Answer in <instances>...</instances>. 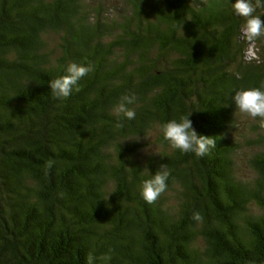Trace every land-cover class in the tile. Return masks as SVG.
<instances>
[{"label": "trees", "instance_id": "1", "mask_svg": "<svg viewBox=\"0 0 264 264\" xmlns=\"http://www.w3.org/2000/svg\"><path fill=\"white\" fill-rule=\"evenodd\" d=\"M106 1L0 0V264H264V124L232 102L264 86V36L234 0ZM71 62L93 70L57 98ZM126 94L132 120L113 113ZM190 113L216 139L203 157L159 131Z\"/></svg>", "mask_w": 264, "mask_h": 264}, {"label": "clouds", "instance_id": "2", "mask_svg": "<svg viewBox=\"0 0 264 264\" xmlns=\"http://www.w3.org/2000/svg\"><path fill=\"white\" fill-rule=\"evenodd\" d=\"M264 4V0H234L232 9L236 15L244 18L243 31L249 40L264 36V19L256 14V10ZM90 64L69 63L64 69L65 74L50 80L48 87L57 98H68L74 91H79V81L92 71ZM136 102L134 94L122 96L113 108V113L118 118L132 120L136 117V110L130 105ZM232 102L242 115L252 119L259 118L264 124V86L247 87L234 92ZM192 113V112H191ZM190 114L172 119L163 123L159 131L168 141L169 146L181 152H192L198 157L206 155L211 148L216 146L213 136L200 134L193 127ZM158 153V152H157ZM145 179L141 187V195L147 203H153L167 188L169 171L161 165L155 173ZM194 219H201L199 213H194ZM105 264L111 260L110 256L103 257ZM95 257L91 254L87 257V264H94Z\"/></svg>", "mask_w": 264, "mask_h": 264}, {"label": "rangeland", "instance_id": "3", "mask_svg": "<svg viewBox=\"0 0 264 264\" xmlns=\"http://www.w3.org/2000/svg\"><path fill=\"white\" fill-rule=\"evenodd\" d=\"M112 3H115L116 6H120V8L123 6L124 4V0H107L106 4L110 5ZM246 55L247 56H254V49L252 46H248V49L246 51ZM154 137H155V133L154 131H150L146 137H145V141H147V147L146 150L147 151H157L158 146L156 144H154ZM240 169H238V172H241L242 175H247L249 173L248 169L244 168L243 165L239 166ZM243 169V170H242ZM240 174V175H241Z\"/></svg>", "mask_w": 264, "mask_h": 264}]
</instances>
